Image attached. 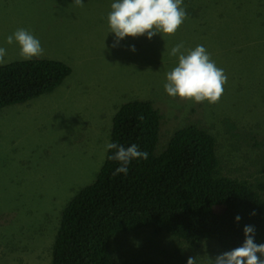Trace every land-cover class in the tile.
<instances>
[{
	"label": "rangeland",
	"instance_id": "374dc122",
	"mask_svg": "<svg viewBox=\"0 0 264 264\" xmlns=\"http://www.w3.org/2000/svg\"><path fill=\"white\" fill-rule=\"evenodd\" d=\"M114 2L83 0L79 7L73 0H0L3 64L24 60L19 44L6 42L24 28L41 42V58L72 68L53 92L0 110V264L52 263L43 240L57 231L73 196L97 179L107 156L106 127L132 99L161 108L159 152L176 129L198 124L217 137L224 173L249 163L255 181L264 182V0H184L187 18L175 36L126 37L117 47L108 23ZM179 43L185 54L203 45L226 73L218 104L166 93V74L178 65V56L169 53ZM253 129L257 136L245 134ZM251 174L242 171L240 179ZM39 212L52 221L29 217ZM118 234L111 253L119 262L152 257L164 236L153 228ZM168 239L193 250L189 256L219 254L212 242L191 247L171 234Z\"/></svg>",
	"mask_w": 264,
	"mask_h": 264
},
{
	"label": "trees",
	"instance_id": "16d2710c",
	"mask_svg": "<svg viewBox=\"0 0 264 264\" xmlns=\"http://www.w3.org/2000/svg\"><path fill=\"white\" fill-rule=\"evenodd\" d=\"M71 73L66 62L41 57L0 66V110L53 92ZM161 111L153 100L142 99L118 109L113 125L106 127V143L135 144L148 159L133 160L127 175H113L119 162L109 159L114 150L104 152L97 179L73 196L56 223L57 252L51 264H187V249L168 239L169 234L191 247L215 243L213 251L221 254L243 245L246 225L255 228V242L264 243L262 179L250 181L255 174L249 163L224 173L217 137L194 123L176 129L166 150L157 153ZM245 134L257 136V130ZM242 171L252 174L240 179ZM29 217L52 221L40 212ZM144 228L163 233L162 246L148 259L116 261L112 239Z\"/></svg>",
	"mask_w": 264,
	"mask_h": 264
},
{
	"label": "clouds",
	"instance_id": "9594fccd",
	"mask_svg": "<svg viewBox=\"0 0 264 264\" xmlns=\"http://www.w3.org/2000/svg\"><path fill=\"white\" fill-rule=\"evenodd\" d=\"M183 3L184 0H115L108 14L111 33H114L117 38L113 47H117L126 37L138 38L146 35L151 40L158 34L162 37L175 36L187 18L186 6H183ZM72 4L84 6L83 0H73ZM14 41L19 44L20 55L26 61L39 58L44 54L39 39L24 28H18L7 37L8 45H12ZM183 48V43H179L170 50V55L178 56V65L166 74L167 82L164 85L166 93L172 98L179 97L182 101L191 103L206 101L211 105L218 104L228 82L226 73L222 68L217 67L211 59V54L203 45L188 49L186 54L182 51ZM131 50L134 52L135 47L133 46ZM5 56L6 49L0 47V64L5 63ZM160 142L161 133L156 147L157 153L165 151L168 147L166 144L159 152ZM105 150H114V155L109 159L119 162L113 175L120 173L127 175L133 160L148 159V153L141 151L135 144L125 148L119 143L107 142ZM252 215L256 213L253 212ZM240 219L239 216L236 217L238 223ZM244 234L245 242L242 246L218 254L214 259L208 255L190 256L187 264H264V243L255 242V228L246 225ZM50 254L53 259V252Z\"/></svg>",
	"mask_w": 264,
	"mask_h": 264
},
{
	"label": "flooded vegetation",
	"instance_id": "af4514ba",
	"mask_svg": "<svg viewBox=\"0 0 264 264\" xmlns=\"http://www.w3.org/2000/svg\"><path fill=\"white\" fill-rule=\"evenodd\" d=\"M43 241L46 244H48L49 252H53L54 254H56L57 252V232L55 231L54 235L51 233L47 234Z\"/></svg>",
	"mask_w": 264,
	"mask_h": 264
},
{
	"label": "bare ground",
	"instance_id": "6f19581e",
	"mask_svg": "<svg viewBox=\"0 0 264 264\" xmlns=\"http://www.w3.org/2000/svg\"><path fill=\"white\" fill-rule=\"evenodd\" d=\"M59 86H61V85H59ZM58 85H57V87H56V89L59 87ZM109 124H111V122L109 123ZM113 125V124H112ZM256 179H253V180H250V181H255ZM262 181H263V179H262ZM19 216H23L22 214H19ZM37 221H40L41 219H40V217H36L35 218ZM187 251H190L191 252V255H193V250H187Z\"/></svg>",
	"mask_w": 264,
	"mask_h": 264
},
{
	"label": "water",
	"instance_id": "95a60500",
	"mask_svg": "<svg viewBox=\"0 0 264 264\" xmlns=\"http://www.w3.org/2000/svg\"><path fill=\"white\" fill-rule=\"evenodd\" d=\"M167 144H168V142H167Z\"/></svg>",
	"mask_w": 264,
	"mask_h": 264
}]
</instances>
